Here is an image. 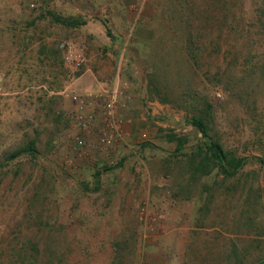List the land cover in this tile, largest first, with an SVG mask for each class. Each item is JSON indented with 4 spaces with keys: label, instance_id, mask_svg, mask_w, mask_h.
Listing matches in <instances>:
<instances>
[{
    "label": "rangeland",
    "instance_id": "1",
    "mask_svg": "<svg viewBox=\"0 0 264 264\" xmlns=\"http://www.w3.org/2000/svg\"><path fill=\"white\" fill-rule=\"evenodd\" d=\"M32 3L0 0V264H258L264 0ZM29 21L55 32L57 54L76 44L93 72L60 52L59 80L22 86L9 43L33 32ZM108 88L130 122L103 153V101L83 130L73 97ZM206 107L210 135L245 160L235 177L202 155L206 140L189 121Z\"/></svg>",
    "mask_w": 264,
    "mask_h": 264
},
{
    "label": "crops",
    "instance_id": "2",
    "mask_svg": "<svg viewBox=\"0 0 264 264\" xmlns=\"http://www.w3.org/2000/svg\"><path fill=\"white\" fill-rule=\"evenodd\" d=\"M39 21H29V25L33 32L27 33L25 38L20 40L12 39L9 43L11 55H10V66L11 73L14 77H21L22 86L36 85L41 82H45L48 85H52L53 82L59 80V54L54 49V38H56L55 32L46 29L43 33H39V30H35V27ZM48 23V22H47ZM46 23V24H47ZM33 25V26H32ZM48 25V24H47ZM15 26V24H14ZM48 26H55L54 23H49ZM53 29V28H52ZM34 33L40 38H34ZM62 57V56H61ZM111 58L109 52H104V61H109ZM99 73V71H97ZM96 88L102 89L108 85V81L97 82ZM43 86L44 85H40ZM124 120L125 125L130 122ZM125 134V133H124ZM262 196V216L264 220V175L261 186ZM258 264H264V257Z\"/></svg>",
    "mask_w": 264,
    "mask_h": 264
},
{
    "label": "built area",
    "instance_id": "3",
    "mask_svg": "<svg viewBox=\"0 0 264 264\" xmlns=\"http://www.w3.org/2000/svg\"><path fill=\"white\" fill-rule=\"evenodd\" d=\"M50 1L51 5L61 6L65 2L70 0H33L31 8L38 10L43 9L44 3ZM60 52L62 53V58L64 63L72 64L76 69L83 72V74H91L92 68L88 65V61L85 57L83 51L72 42L61 43L58 46ZM2 84V79L0 77V86ZM94 98V97H93ZM73 100L77 104V111L75 113V120L78 125L86 130L90 125L96 120V116L88 110L89 107L95 105L97 101H103L102 105V120L105 125V129L100 133L97 148L106 153L108 148L114 147L118 141H122L124 138L123 125L124 120L118 115V109L120 105L119 93L117 89L108 88L104 90L103 93L96 96L92 101H87L86 99H81L80 97H73ZM145 140L148 138L147 134L142 136ZM120 141V142H121ZM80 145L83 144L79 141Z\"/></svg>",
    "mask_w": 264,
    "mask_h": 264
},
{
    "label": "trees",
    "instance_id": "4",
    "mask_svg": "<svg viewBox=\"0 0 264 264\" xmlns=\"http://www.w3.org/2000/svg\"><path fill=\"white\" fill-rule=\"evenodd\" d=\"M189 36L191 38V42L188 44L189 59L187 60H191L196 63L199 56L197 52L198 48L195 43H193L195 39V32L191 30ZM185 49L186 48H184V50ZM211 112L212 111L206 107V109L200 110L199 114L194 115L189 122L203 135L206 140V153L204 154V152H202V155L206 158V160L209 163H212L214 167L218 168L227 177H235L243 168L245 160L228 153L223 146L210 135L211 121H209V119Z\"/></svg>",
    "mask_w": 264,
    "mask_h": 264
}]
</instances>
